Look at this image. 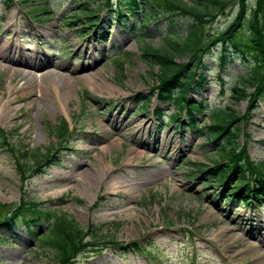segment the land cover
<instances>
[{"label":"rangeland","instance_id":"1","mask_svg":"<svg viewBox=\"0 0 264 264\" xmlns=\"http://www.w3.org/2000/svg\"><path fill=\"white\" fill-rule=\"evenodd\" d=\"M89 1L90 10L97 9L100 1ZM182 1L194 8L205 4ZM226 1L230 2L227 8L206 24L211 34L223 30L235 15L236 0ZM146 2L153 6L149 11L158 12L155 4L160 0ZM81 4V0H0V46L13 42L55 62L77 66L74 75L97 72L107 88L100 92L85 82L86 77L79 78L61 107H56L52 81L40 83L38 79L36 85L27 87L17 73L0 70V129L5 140L0 144V204H4L0 219L25 200L65 214L83 230L92 228L93 232L85 236L87 241L96 233L105 237V243L97 246L101 249L91 245L93 239L71 264H235L232 250L242 251L238 260L243 264H264V207L227 200L229 184L220 190L213 183H201L208 179L203 174L193 179L189 176L193 163L208 168L218 160L214 152L225 138L214 142L195 128L175 130L172 122L161 128V120L152 109L160 108L168 116L178 115V109L171 102L161 103L156 96L151 97L147 111H136L141 105L135 102L139 94L145 100L157 93L152 88L159 82L158 68L143 57V48L147 44L163 46V33L168 28L165 19L132 27L134 18L127 16L116 25L109 24L104 7L102 27L83 37L77 30L84 18L75 23L66 21ZM35 7L41 12L30 17L28 13ZM158 13L176 14L172 16L173 30L178 36L192 20L177 10L163 8ZM217 52L214 45L204 55L210 82L188 97L203 99L207 111L231 108L239 116L245 115L239 142H243L251 161L262 162L264 104L258 100L248 111L246 101L235 102L230 95V85L246 77L250 67L234 58L220 68ZM175 60L187 62L189 55H176ZM47 68L55 70L49 65L37 74ZM218 76L226 82L223 93ZM34 86L36 90H32ZM42 89L56 101L44 99ZM182 118L186 121L188 116L183 114ZM195 118L200 126L211 123L205 112L196 113ZM63 120L71 131L66 141H60L53 130ZM49 149L53 160L49 165H41L39 173L34 172L37 168L28 169L34 152L44 154ZM131 150H135L134 155L129 157ZM42 220L34 227L38 235L47 226ZM227 228L229 233L235 231L229 252L220 250L226 238L221 233ZM254 233L263 242L252 237ZM134 242L140 247L150 246L153 257L148 260L134 249ZM52 256L53 252L41 246L21 224L0 228V264H52Z\"/></svg>","mask_w":264,"mask_h":264},{"label":"trees","instance_id":"2","mask_svg":"<svg viewBox=\"0 0 264 264\" xmlns=\"http://www.w3.org/2000/svg\"><path fill=\"white\" fill-rule=\"evenodd\" d=\"M98 7L92 12L90 11L89 0L83 1L81 4V12L87 14V25L94 24L95 20H89V17L97 18V12L104 7L107 8L110 21L113 19L121 21L130 16L134 18L135 23H141L145 27L148 22H153L164 18L167 22V31L163 33V46L154 48L147 44L143 48V57L157 66L158 84L152 89H156V94L150 95L144 100V96L138 95L136 103H141L136 109L146 111L149 106L151 97L156 96L161 103L171 102L178 108V115L166 116L168 122H174L175 125H184L194 128L200 135H208L211 141L217 139L225 141L214 152L218 160H213V165L205 167L203 164L193 163L191 167L194 169L190 178L193 179L201 174L207 176V180L201 183L204 185L216 186L220 190L229 184L230 192L227 200L231 198L234 201L245 203L248 207L261 206L264 207V161L254 162L249 159L246 154V148L243 142H239L240 133L242 131L241 122L245 115L239 116L231 108L211 109L207 111L206 102L200 98L188 97L190 92L198 93L203 90L206 83L210 82L207 71L209 68L204 63V55L209 53L212 46H218L217 62L220 68L224 67L234 58L242 60L249 66V73L246 77L238 78L234 84L230 85L231 98L237 101H246L248 111L257 104L258 100L264 104V0H236V12L231 21L223 30L212 33L206 29V24L214 21L227 8L230 2L226 0H195L203 2L201 8L187 7L182 0H160L161 3L155 4L158 12H163V8L167 11L177 10L179 13L192 17L185 28L183 35H176L173 30V15L176 14H159L151 12L146 0H99ZM42 10L44 8H41ZM156 11L157 9L154 8ZM31 13L36 15V9ZM40 12V11H39ZM80 12H73L68 20L74 22L79 18ZM140 16L138 20L135 18ZM86 23V22H85ZM84 30H86L84 28ZM241 34V37H240ZM243 35H246L243 38ZM127 54V52H125ZM188 54L189 60L181 63L175 60L176 55ZM120 66L124 64L119 62ZM221 87V93L224 92L226 82L222 77L218 76ZM246 87H252L253 90H247ZM185 109L187 113V123L180 121L181 110ZM208 113L211 123L200 126L195 118V114ZM157 117L162 119L165 113L156 108L154 112ZM240 120V122H237ZM183 123V124H182ZM234 126V124H236ZM59 140H66L68 136V124L65 120L60 121L58 125L53 126ZM4 132L0 129V144L5 142ZM25 153L21 152L23 156ZM33 166L39 168L42 161L46 162L50 155L45 153L34 152L32 154ZM51 160V159H50ZM50 160L47 163H50ZM46 163V164H47ZM21 167V165H19ZM23 170V169H22ZM24 173V172H23ZM22 173V174H23ZM34 202L22 200L15 209L9 210L6 216L0 219V228H12L17 224L23 227L34 237H37L39 244L44 248L53 252L51 259L52 264H71L78 255L85 252V248L90 245L95 249H101V241L105 243V237L97 234L95 238L87 241L85 236L92 231L83 230L78 226L72 218H68L65 214H57L52 210L38 208ZM4 204H0V208ZM31 209L36 212H31ZM47 223L45 231L40 235L33 229L40 221ZM90 231V232H88ZM112 245V239L107 240ZM100 242V244H97ZM134 249L140 253L153 254L150 246H139L138 243H132ZM74 263V262H73Z\"/></svg>","mask_w":264,"mask_h":264},{"label":"bare ground","instance_id":"3","mask_svg":"<svg viewBox=\"0 0 264 264\" xmlns=\"http://www.w3.org/2000/svg\"><path fill=\"white\" fill-rule=\"evenodd\" d=\"M51 65L52 69H45L44 72L41 74H37V72H40L41 69L45 66ZM0 70H5L8 72H11L12 75L18 74V79L23 80V85H26L29 87L31 83L35 84V81L38 80L43 83H46L47 81H52L55 85L53 86V91L55 93L57 101L52 98L48 93H45V91L42 89L40 91L42 97L48 101H56V107H61V102L63 101V98H66V94L70 93V90L73 89V83L78 81L79 78H85V82L92 86L93 89H97L100 92H103L104 90H107V88L102 85L104 84L103 78H101L100 74L97 72H88V73H79L77 75H74L73 73L77 72L79 68L77 66H66L63 61L55 62L53 59L50 58V56L41 55L38 52L34 53V51L29 50L25 47H19L15 45L13 42L4 44H1L0 46ZM43 71V70H42ZM12 76H10L11 78ZM36 85V84H35ZM32 90H36L35 86L32 88ZM61 91H64V94L61 95ZM28 92H25V95ZM37 94L35 91L34 98H36ZM51 104V103H49ZM53 107V106H52ZM135 150L129 151V157H132ZM125 161L123 163H126L127 159H124ZM232 233H229V228H227L223 233H221L225 245L222 246L220 250H227V248L230 247V240L232 237H234L235 231L232 229ZM226 233V235H225ZM257 234L254 233L252 237H254L258 242H263L262 238L256 237ZM228 251V250H227ZM229 252V251H228ZM232 252L235 254L233 257H235L237 260L235 264H243L238 260L242 256V251L240 250H232ZM255 261L259 260V258L254 256Z\"/></svg>","mask_w":264,"mask_h":264}]
</instances>
